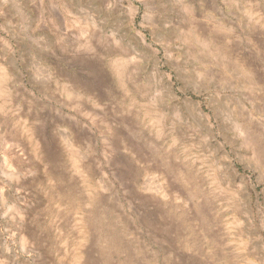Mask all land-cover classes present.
Masks as SVG:
<instances>
[{
	"label": "rangeland",
	"instance_id": "374dc122",
	"mask_svg": "<svg viewBox=\"0 0 264 264\" xmlns=\"http://www.w3.org/2000/svg\"><path fill=\"white\" fill-rule=\"evenodd\" d=\"M0 264H264V0H0Z\"/></svg>",
	"mask_w": 264,
	"mask_h": 264
}]
</instances>
